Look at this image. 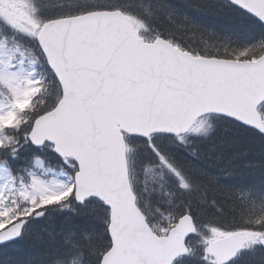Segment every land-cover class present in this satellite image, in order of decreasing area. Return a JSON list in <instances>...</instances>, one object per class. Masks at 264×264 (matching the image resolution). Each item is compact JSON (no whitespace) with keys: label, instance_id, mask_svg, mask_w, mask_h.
<instances>
[{"label":"snow or ice","instance_id":"snow-or-ice-1","mask_svg":"<svg viewBox=\"0 0 264 264\" xmlns=\"http://www.w3.org/2000/svg\"><path fill=\"white\" fill-rule=\"evenodd\" d=\"M0 264H264V0H0Z\"/></svg>","mask_w":264,"mask_h":264}]
</instances>
